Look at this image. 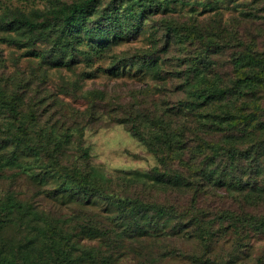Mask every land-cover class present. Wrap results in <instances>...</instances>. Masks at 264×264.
<instances>
[{"label":"trees","instance_id":"16d2710c","mask_svg":"<svg viewBox=\"0 0 264 264\" xmlns=\"http://www.w3.org/2000/svg\"><path fill=\"white\" fill-rule=\"evenodd\" d=\"M254 1L262 2L258 10L264 9V0ZM100 2L50 0L49 17L39 21L17 17L15 21L31 32L41 29L40 33L51 37L54 50L69 52L68 58L56 63L60 65L73 58L76 34L99 51L95 43L106 40L109 33L132 38L144 29L146 18L185 0H107L99 7ZM241 13L262 18L254 9ZM161 18L164 23L157 36L163 39L161 47L124 54L122 62L136 60L152 71L157 91L166 89L167 78H176L184 96L170 103L156 98L152 90L147 99L141 97L130 105L122 102L108 110L112 122L126 124L158 163L143 176L121 175L106 182L86 166L63 161L57 150L60 143L51 149L54 168L63 173V182L69 179L63 186L71 188L73 198L100 197L117 204L118 218L79 228L82 234L99 237L103 248L80 245L78 231L64 228L53 217H45L44 224L33 222L42 217L31 211V203L24 205L11 196L0 201V264H152L154 252L174 251V247L163 251L160 247L170 245V239L181 232L200 246L188 253L193 262L227 264L230 256L224 262L218 255H209L214 239L229 237L232 250L239 251L252 234L264 235V50L257 49L254 40L246 42L242 34L234 38L216 20L203 25L194 16ZM172 39L177 55L172 60L160 57L159 51L167 50ZM213 52L224 56L221 68L211 65ZM166 60L174 69L162 66ZM5 96L6 83L0 76V98ZM8 100L10 113L23 130L25 105L14 89ZM29 107L26 114L36 118L35 103ZM83 154L87 156V150ZM74 189L82 193L75 197ZM13 211L19 214L15 241L1 234ZM167 223L169 227L163 229ZM29 226L33 229L27 233Z\"/></svg>","mask_w":264,"mask_h":264},{"label":"rangeland","instance_id":"374dc122","mask_svg":"<svg viewBox=\"0 0 264 264\" xmlns=\"http://www.w3.org/2000/svg\"><path fill=\"white\" fill-rule=\"evenodd\" d=\"M106 2L101 0L98 6L103 7ZM49 6L50 0H0V76L6 83V96L0 98V201L14 197L24 205L31 203V211L42 217H35L33 222L44 224L45 217H53L64 228L78 231L80 245L103 248L99 237L82 234L79 228L92 221L104 224L118 218L117 204L100 197L73 198L71 188L63 186L65 182L69 184V179L63 182V173L54 168L53 144L60 143L57 150L63 161L79 168L86 166L106 182H114L121 175L147 174L158 163L156 157L126 124L112 122L108 110L122 102L130 105L138 103L141 97L147 99L157 80L138 61L125 63L121 57L161 47L163 39L157 36L164 23L161 17L165 16L179 19L194 16L203 25L216 20L234 38L242 34L246 42L254 40L257 49L264 50V9L258 10L262 2L254 0H185L165 13L146 18L144 29L132 38L109 33L106 40L95 43L99 51L80 33L76 34L73 58L68 64L57 65L70 56L69 52L54 50L51 37L40 33L41 29L31 32L28 26L15 21L17 17L37 21L49 17L46 12ZM253 9L262 18H248L241 13ZM175 46L172 39L167 50L159 51V56L172 60L177 55L172 51ZM41 51L47 58L41 56ZM210 59L216 68L225 63L224 56L216 52ZM167 60L162 66L174 69ZM19 80L25 82L17 87ZM178 83L176 78H167L166 89L153 93L156 92V98L176 102L184 96ZM10 89L17 91L25 105L21 117L23 130L10 113ZM41 97L43 103L39 101ZM30 103H35L33 119L26 114L31 110ZM78 123L83 125L81 129ZM67 125L72 126L66 130ZM74 191L75 197L82 193ZM18 223L19 214L13 211L1 234L15 241ZM168 227L167 223L163 229ZM31 229L33 226L27 227V233ZM248 241L242 250L235 251L232 239L216 238L209 255H218L224 262L230 256L227 264H264V235L252 234ZM169 244L160 247L161 250L174 247V251L162 255L154 252L152 264H196L188 255L198 251L196 239L181 232Z\"/></svg>","mask_w":264,"mask_h":264}]
</instances>
